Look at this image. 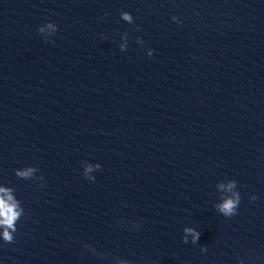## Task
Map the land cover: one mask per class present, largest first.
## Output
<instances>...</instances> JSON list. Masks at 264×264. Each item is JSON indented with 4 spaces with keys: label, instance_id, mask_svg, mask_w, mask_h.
I'll use <instances>...</instances> for the list:
<instances>
[{
    "label": "clouds",
    "instance_id": "9594fccd",
    "mask_svg": "<svg viewBox=\"0 0 264 264\" xmlns=\"http://www.w3.org/2000/svg\"><path fill=\"white\" fill-rule=\"evenodd\" d=\"M124 19L128 20L130 17L124 14ZM32 169H28L25 172L19 173L21 176H29ZM0 192H5L7 199L0 197V226L4 227L3 239L8 243H13L14 239L9 229L15 231V221L18 219L20 212L17 210L16 203L12 200L10 195H7L6 190L0 189ZM239 202V197L236 199H226L225 202L219 205V210L227 217H231L236 214V206ZM186 233L192 235L193 241L195 242L199 238V233L193 231L192 229H185ZM187 242V237L185 236V243Z\"/></svg>",
    "mask_w": 264,
    "mask_h": 264
}]
</instances>
